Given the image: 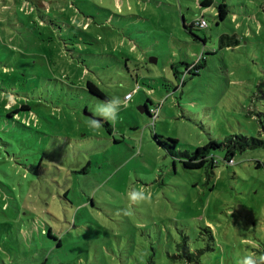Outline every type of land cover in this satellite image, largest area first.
Masks as SVG:
<instances>
[{
  "label": "rangeland",
  "instance_id": "1",
  "mask_svg": "<svg viewBox=\"0 0 264 264\" xmlns=\"http://www.w3.org/2000/svg\"><path fill=\"white\" fill-rule=\"evenodd\" d=\"M202 1L0 0V264H188L183 240L198 264L264 254V0ZM88 81L135 91L100 128ZM155 134L263 145L186 169Z\"/></svg>",
  "mask_w": 264,
  "mask_h": 264
},
{
  "label": "trees",
  "instance_id": "2",
  "mask_svg": "<svg viewBox=\"0 0 264 264\" xmlns=\"http://www.w3.org/2000/svg\"><path fill=\"white\" fill-rule=\"evenodd\" d=\"M211 4H212L211 0H204L200 3V5L202 7H209ZM225 8H226V6L224 4H220L217 8L218 9V15L217 16L222 20L224 19V17L227 14V11L225 10ZM185 28H187V27L185 26ZM219 38H220L219 39L220 42H222L223 40H226V41L227 40H233L232 45H237L236 43L238 42V40L235 38V36H232V38L228 39L227 35H221ZM204 41L205 40H203V42ZM230 42H232V41H230ZM85 87H86V90L91 95H94V96H96V97H98L104 101H107V98L104 96V94L92 82L88 81L86 83ZM161 104H162V102H161ZM155 106H157V105L154 104L153 100H151L147 97L144 105L141 107V109L145 113L148 114L151 121L152 120L154 121L156 119L152 117L149 110ZM22 110L28 111L29 110L28 105H21L18 109L14 110V111H7L6 118L13 120L14 115L18 114V112L22 111ZM104 125L108 126L107 122H105ZM22 126L27 127L25 125H22ZM154 138L156 139L157 143L160 146H162L172 157L183 158V160L181 162H182L183 167L186 169H201V168H205L206 166H208L209 169H213L216 165V162H215L214 156L212 155V151L216 150V149H219V150L224 149L225 150L224 161L229 163V161H232V156L236 153V151H239L240 153H242L243 151H245L248 148L253 149V148H256V147L263 145V142H261L260 140H256L253 138L248 139V138H245L243 136H236L233 138L230 137L227 140H225L224 142H217L214 140H210L207 144L196 148L195 151L192 153H188L187 151L177 153L176 152L177 140L170 139V138L161 139L156 134L154 135ZM180 247H182V251H183L181 257L185 258L188 264H198V263H194L193 260L197 257V255L190 253V251L188 250V247L186 245V240L182 241V244L180 245ZM148 264H154V263L149 262Z\"/></svg>",
  "mask_w": 264,
  "mask_h": 264
},
{
  "label": "clouds",
  "instance_id": "3",
  "mask_svg": "<svg viewBox=\"0 0 264 264\" xmlns=\"http://www.w3.org/2000/svg\"><path fill=\"white\" fill-rule=\"evenodd\" d=\"M124 103L125 102L122 101L121 98L118 96L113 97L107 101L98 102L95 111L96 114H98V116L102 119H90V127L100 128L102 126V120L114 121L117 118L120 108L123 106ZM128 199L132 204H139L144 201L150 200L151 193L148 192L147 194H145L143 189L140 192L132 191L131 193H129ZM122 211L124 215H131V204ZM240 264H264V254H260L258 257L255 253L246 255L242 258Z\"/></svg>",
  "mask_w": 264,
  "mask_h": 264
},
{
  "label": "built area",
  "instance_id": "4",
  "mask_svg": "<svg viewBox=\"0 0 264 264\" xmlns=\"http://www.w3.org/2000/svg\"><path fill=\"white\" fill-rule=\"evenodd\" d=\"M194 26H195L196 28H199V29H203V28H206V27H207V23L205 22V20H204V18H203L202 15L200 16V18H199L198 20H196V22L194 23ZM134 92H135V91H133L132 93H128V94H126V95L124 96V102H125V104L131 100V98H132ZM159 107H160V105H157V106H155V107H152V108L149 110L153 118L156 117V115H157V113H158V110H159ZM231 162H232V161H229V163H231Z\"/></svg>",
  "mask_w": 264,
  "mask_h": 264
},
{
  "label": "crops",
  "instance_id": "5",
  "mask_svg": "<svg viewBox=\"0 0 264 264\" xmlns=\"http://www.w3.org/2000/svg\"><path fill=\"white\" fill-rule=\"evenodd\" d=\"M232 42H230V44H233V40H231ZM221 44L222 43H225L226 44V46H228L229 45V43L226 41V40H223L222 42H220ZM237 44V43H236Z\"/></svg>",
  "mask_w": 264,
  "mask_h": 264
},
{
  "label": "water",
  "instance_id": "6",
  "mask_svg": "<svg viewBox=\"0 0 264 264\" xmlns=\"http://www.w3.org/2000/svg\"><path fill=\"white\" fill-rule=\"evenodd\" d=\"M141 112H144L142 109H140ZM89 117H91V115H89Z\"/></svg>",
  "mask_w": 264,
  "mask_h": 264
}]
</instances>
